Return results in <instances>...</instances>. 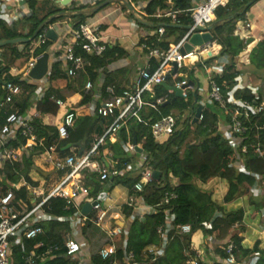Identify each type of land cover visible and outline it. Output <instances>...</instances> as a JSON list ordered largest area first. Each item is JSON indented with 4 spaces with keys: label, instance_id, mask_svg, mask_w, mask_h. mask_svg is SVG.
<instances>
[{
    "label": "trees",
    "instance_id": "16d2710c",
    "mask_svg": "<svg viewBox=\"0 0 264 264\" xmlns=\"http://www.w3.org/2000/svg\"><path fill=\"white\" fill-rule=\"evenodd\" d=\"M103 1L98 0L97 4ZM141 1L146 3L141 15L147 21L153 22L151 27L156 28V30L164 23L171 24L172 19L167 17V14L173 11L176 12L180 24L190 25L193 22L190 16L193 0ZM250 1H253V5L259 0H230L228 4L221 5L215 10L216 19L214 21L216 25L212 30L214 39L222 46L220 55L229 54L232 58L222 73H214L213 75V79L222 89L225 104L212 102V105L203 109V119L194 123V107L196 106L194 100L195 97L200 98L197 92L189 90L187 97L175 98V93L170 92L167 85H155V94L152 97H147L149 103L153 104L161 96H168L167 101L158 105L157 109L150 107V112L147 115L142 111L140 119L137 117L130 118L127 124L122 127L118 141L110 143V150L117 162L115 168L118 172L124 171L123 174L111 175L108 178V180L112 179L111 187L123 185L130 190L132 196L136 194V196L142 197L147 205L157 207L155 213L145 211L140 215L136 214L134 207L129 204L122 206V210L128 219L126 223L127 236L122 235V241L127 250L134 252L137 260L142 264H187L196 256V252L191 249V244L194 235L197 233H201L207 239L203 243L207 252L212 251L216 254L213 264H226L229 240L236 245L234 253L238 262L258 254L260 259L257 264H264V249L259 247V243L255 244L252 249L242 246L243 237L239 235L238 231L245 228L244 209L225 211L222 205L212 199L210 191L197 184L198 180L202 183H209L215 178L226 179L229 182V190L224 197L226 204L249 195L251 203L255 206L254 214H257L264 206V193L260 196L254 191L255 186L264 187V129L262 128L264 126V112L251 114L248 119L242 118L243 124L248 129L245 133L237 135V138L240 139L238 147H233L229 139L223 138L219 131L221 122L225 125H233V115L239 106L233 104L232 100L251 102L256 99L258 103L264 101L263 74H261L262 81L257 93L248 86L232 92L238 77L242 73L236 64L237 57L248 46L244 40L234 35V30L237 21L244 19L247 11L251 8L252 5L247 6ZM27 2L33 12L30 17L12 25L0 19V39L31 38L29 42L23 45L22 49L15 44L1 48L12 52V57L9 56L12 62L15 59H25V57L29 59L32 56V50H34L35 56L46 52L51 47L53 40L47 38L44 43L36 46L39 35L44 31V28L65 16L54 18L45 27L40 28V26L49 17L68 10L66 7L61 8L59 5H55L56 3L52 0L42 2L27 0ZM122 7L127 10L125 6L122 5ZM72 17L79 18L75 20V26L93 18L85 15ZM20 29L27 30V32L25 33ZM183 30L165 26V33L162 38H158V34H155L150 38L148 37L147 42L151 46L167 50L171 45L167 38L175 36V42L179 43L186 33ZM145 41L144 38L141 40L142 43ZM123 52L120 47H112L111 45L100 57L91 56L80 49L77 50L78 54H81L85 60L91 63L88 70L93 79L98 75L97 69L104 68L107 70L109 64L117 60ZM249 59L253 74L258 75L259 72H264V38L253 48ZM63 61V59H59L53 62L45 77L48 86L42 99L37 102L36 108L39 117L33 120L38 140L36 145L26 146L27 139L19 132L7 146L0 145V154L3 153L5 147L14 149L17 154L16 159H7L4 164L0 162V175L3 176L2 185L12 186V184H17L22 180L25 181V185L19 189H14L12 204L14 210L19 214L26 208H33L62 181V177L56 173L55 169L47 168V162L43 157L48 148L57 142L59 138L58 127L44 124L42 116L59 112L60 107L53 99L59 96V88L56 87L58 81L65 82L67 87L74 86L75 82H81L80 74L73 77L69 75L68 70L64 71ZM157 65L158 63L151 70L154 71ZM12 66V63L7 62L6 57L0 60V105L8 94L3 85L7 81H13L24 89V99L19 107V112L24 114L35 102L39 85L36 80L25 81L22 75H11ZM177 79L180 81L182 77H177ZM110 85H113L117 95L124 94L125 91L118 85L106 80L103 90L108 96L107 100L113 98V95L107 91ZM94 93V89L87 93L84 92L81 105L86 107L91 102ZM190 106H193L190 110L192 116H187L182 123L177 118L178 129L173 135L162 139H156L153 136L151 131L153 121L172 114L171 111L176 108L188 111ZM70 110L76 113L74 108L67 111ZM4 121L5 115L0 117V124H3ZM113 121L114 117H102L98 113H87L76 118L74 127L69 129V137L58 142V151L64 156L69 150L65 149L68 144L84 141L85 151L83 155L87 154ZM192 134L194 138L189 140ZM134 136L137 137L138 143L142 146L143 151L141 153H128L123 148V145L130 140L132 141ZM244 146H246V151L243 150ZM141 156H145V160L140 168L127 170L128 166L134 165ZM147 169L152 171V180L146 184L142 192L136 193L135 184ZM96 177L95 173L86 176L88 181L96 185L91 193L92 196H96L106 184ZM36 188L43 189L45 192L44 196L39 197L40 200L35 203L33 198L36 196L32 194V190ZM172 194H176V197L172 198L169 203H164L165 198ZM43 210L60 219L42 223L43 232L41 234L34 239L24 238L16 245L13 248V264H24V256L29 254L38 242L59 246V250L41 264H79L78 258L72 259L66 256L65 248V239L71 231V222L68 218L76 213V208L72 205L69 206L67 201L61 197H51L43 204ZM169 215L173 216V228L168 234L169 242L165 253L155 261L147 258L148 263H145L144 252L150 246L161 244L162 236L158 232V228L165 226ZM89 216H93V212ZM181 224H191L192 232L179 234L178 226ZM93 225V222L88 220L83 226V232L87 234L91 243L90 264H101L100 250L104 244L111 243V239L103 236L94 239L92 237ZM210 237H215L218 242L210 245ZM43 251L44 249L38 250L39 253ZM122 254L121 244H119V257ZM200 264L206 263L200 261Z\"/></svg>",
    "mask_w": 264,
    "mask_h": 264
},
{
    "label": "built area",
    "instance_id": "2783aa9c",
    "mask_svg": "<svg viewBox=\"0 0 264 264\" xmlns=\"http://www.w3.org/2000/svg\"><path fill=\"white\" fill-rule=\"evenodd\" d=\"M24 0H13V7H10L6 14V20L9 25L14 24L17 21L24 20L32 15V9L25 10L21 6ZM65 0H55L61 8L68 7V9L75 10L74 4L77 6L81 3L87 4L90 2L91 6L97 4L98 0H70L66 5ZM171 1V0H170ZM230 0H204L195 8L190 10V16L193 20L191 23L192 28L188 31L186 36L176 45L171 46L167 50L161 49L159 47L151 46L147 42L141 44V47L148 52L150 58H158L160 63L158 67L152 71L150 67H146L140 70L137 78L135 79V86L131 90H127L122 95H117L114 87L110 86L107 91L110 95H113L112 99L106 100L104 103H100L96 106V112L102 117H114L113 123L109 126L107 131L99 138V140L94 144L93 148L85 154L81 161L73 167V170L39 203H36L33 208H26L20 214L14 210L13 199H14V189H19L25 183L12 184V186L2 185L0 183V264H13V248L18 245L24 238L34 239L39 234L43 232L42 223L50 220L58 219L57 217L47 214L43 210V204L51 197H61L67 201L69 206H74L76 208V213L69 217L71 222V231L68 233L65 239L66 256L72 259H79V264L83 252V247L79 241V236L83 228V224L88 220L92 221L95 225L99 227H104V223L107 218V211L103 208L102 204L98 201L96 205L93 206L91 212L93 216L84 215L80 209L75 205L76 200L83 194L87 193L86 188L79 185V183L72 184L71 180L75 172L78 170H83L90 168L100 174L102 180L108 179L111 175L122 174L124 171L118 172L115 167L109 165H93L91 158L94 155H98V148L105 141L107 137L112 134L118 133L123 126L126 125L127 121L132 117H137L138 110L144 104L145 93L155 85H160L165 82V76L171 73L174 69L173 62L178 63L179 69L184 66L186 59H192L195 57H204L208 53L214 52L216 45L206 44L199 48V51L189 52L183 55L180 50L184 43L188 40V37L195 31L198 27H206L211 24L216 16L215 10L221 5H226ZM133 5L139 6V8H144V2L141 0H129ZM5 8V1L0 0V10ZM174 23H180L176 12L169 14ZM39 35L38 42L36 46L41 45L47 39L46 32L47 29ZM55 28V27H54ZM56 29V28H55ZM57 30V29H56ZM60 30V29H59ZM100 25L94 21L87 20L81 23L79 26H72L64 37L66 43L62 45L61 49H57L52 54L55 55L59 51H63L64 58L67 63H69L68 73L70 76L75 77L78 72L85 67V59L81 54L77 53L80 49L86 54L91 56L100 57L102 56L109 46L108 42L104 39L101 34ZM165 26L161 25L155 34H164ZM34 50H32V54ZM38 56L34 54L28 59L24 69L18 74L22 75L23 79H30L29 73L32 68L37 63ZM207 60V59H206ZM207 69L208 67L203 64ZM186 79H182L177 82L176 89L182 88L183 85L187 84ZM210 99L212 102H218L222 105L225 104L222 89L219 84L210 77ZM264 90V81L262 83ZM94 84L92 81H88L85 85V90L87 92L93 89ZM3 88L7 91L6 99L1 103V108L5 110V121L0 124V145L7 146L10 141H12L17 133H21L26 139V146L32 147L37 143L36 130L33 125V120L39 117V112L37 110L28 111L25 114H21L18 109H6L8 105L14 103V96L20 95L22 93V87L13 81H7ZM187 88L183 89V97H187ZM42 96L39 99H42ZM59 107L65 106V102L60 98H53ZM168 96L160 97L152 105L157 107L158 105L166 102ZM233 104L239 107L235 110L233 115V125L230 126L231 135L238 137L237 135L243 134L247 131V127L243 124L242 118L248 119L251 114H259L264 112V101L258 103L257 100L253 101H234ZM187 116H192V112H188ZM195 117V113H194ZM77 114L70 110L64 115V119L60 125H58V135L59 138L57 142L51 145L47 152V160L54 164L55 169L65 170L66 167L72 166L71 159L59 160L54 159L53 154L56 153L58 142L67 139L69 137V129L74 126ZM203 119V114L201 113L199 120ZM264 129V126L262 127ZM178 129V119L173 114L166 115L160 119H157L151 124V131L156 139H162L173 135ZM238 147V146H237ZM126 152L132 153L136 152L135 146L132 142H128L123 145ZM246 151V146L243 148ZM16 151L10 147H5L3 153L0 154V159H16ZM130 168V165L128 166ZM152 180V171L147 169L143 172L141 179L135 184L136 193H140L144 190L146 184ZM257 187L256 191L258 194L264 193V188L262 186ZM32 194H35L36 198L44 196V191L38 193L37 189L32 190ZM176 194L167 196L164 203H169L172 198H175ZM143 203L142 210L149 213H155L157 211L156 206L147 205L142 197L133 195L130 198L129 205L138 209L141 208L139 201ZM35 202V200H33ZM172 220L173 216L169 215L166 220L165 226L158 228V232L162 236V242L159 246L153 245L148 247L145 252V258H150L152 261L157 260L164 255L167 244L169 242L168 234L172 230ZM179 234H190L192 232L191 224H181L178 226ZM107 233L110 237H116L119 235L126 234L127 229L125 226L119 224L115 225L111 229H107ZM192 248V244H191ZM39 249H44L43 252L39 253ZM236 245L233 241L228 243L227 253L228 257L225 261L226 264H238L235 251ZM59 250L58 245H46L43 242H38L34 249L24 256V264H41L54 252ZM195 250V249H192ZM123 254L121 257L118 255V250L114 245H106L100 250V257L102 260L101 264H140L137 260L136 255L132 251H128L126 245L122 248ZM196 256L189 260L187 264H200L201 256L203 254L200 250H195Z\"/></svg>",
    "mask_w": 264,
    "mask_h": 264
},
{
    "label": "crops",
    "instance_id": "0c3cea01",
    "mask_svg": "<svg viewBox=\"0 0 264 264\" xmlns=\"http://www.w3.org/2000/svg\"><path fill=\"white\" fill-rule=\"evenodd\" d=\"M4 1H5V8L0 10V19L7 21L6 14L10 9V7H13L14 3L13 0H4ZM39 1L42 2L45 0H39ZM53 1L55 3V0H52V2ZM203 1L204 0H193V8H195ZM144 5H146L145 2ZM21 6L24 7L25 10L31 9L27 0H25V3H21ZM133 6L135 7L137 14L131 13L129 9L127 10L124 9L122 5L119 3H113L108 5L103 10L99 11L93 18L88 19L100 25L101 34L104 36V39L108 42L109 45H111L112 47H120L124 52L119 58H117V60L109 64L107 70L106 69L104 70V68L97 69L98 75L95 79H93V77H90L89 74L90 72L88 70V67H90L91 63L85 60L86 61L85 67L81 69L80 72L78 73L80 74L81 82L79 81L75 82L74 86L67 87L65 82L58 81L56 83V87L59 88V93H58L59 96H57L56 98L62 99L65 102V106L60 107L59 112L57 114H46L42 116L44 124L58 127V125L62 123L66 111L71 108H74V110L76 111L77 118H80L87 113H91V114L97 113L95 110L96 106L99 105L100 103H104L108 99V96L105 95L104 93L105 91L103 90L104 84H106V80H109L115 85H118L124 91L131 90L135 86V79L137 78L141 69L146 67H150L152 69L154 66H156L157 63L159 65L160 63L159 59L156 57L150 58L148 52L141 47L142 44L141 40L143 38L144 39L148 37L150 38L151 36L155 35L157 30L156 28L151 27L153 25H145L139 22L137 16L145 19L141 15V11L143 8L141 9L137 5H133ZM170 13L167 14V17H170L169 15ZM75 23H76L75 21L73 22L65 21V20L57 21L54 24H50L49 27H55L57 29L58 39L56 41L61 39V42H63L62 44H65L66 39L64 35L65 33H67V31L70 30V28H72V26H75ZM173 23L174 22L171 21V24ZM180 29L186 30L185 31L186 32L185 36H186V34L188 33V29L186 28H180ZM20 30H22L25 33L27 32V30L25 31L23 29ZM163 35L164 34L162 35L158 34L157 36L158 38H162ZM234 35L244 40V43L247 44L248 46L246 50L243 51L237 57L236 64L238 69L241 70L242 73L238 77L237 84L232 92L234 93L236 90L243 89L245 86H248L253 90V92L257 93V91L260 88V83L262 81L261 74L264 75V72L261 71L259 72L258 75L253 74L250 65L249 56L253 48L256 45H258V43L264 38V0H259L255 4H253L251 8L247 11L245 18L237 21L234 30ZM175 38H176L175 36H171L167 38L168 41L171 42L170 47L177 44L175 42ZM24 44H19L20 45L19 48L22 49L24 47L23 46ZM213 45H216V48L214 49V52L211 56L208 54L206 57H202V58L196 57L194 59L193 58L186 59L184 62V66L179 69L178 74L176 76L170 77L166 82L167 86H175L176 83L179 82V79H177V77H182V79H186L187 81L191 80L194 82L195 86L193 88H187L186 91L188 92L190 90L191 92H197L199 94L200 98L195 97L194 100V103L196 105L194 107L195 112L199 105H203V109L207 106L212 105V101L209 97L211 90L210 77L213 76L214 73L215 74L222 73L223 70L226 68V66L229 65L232 60L229 54L220 55L222 46L216 40L213 43ZM61 47L62 45H60L58 48L61 49ZM57 49L54 50L56 51ZM5 53H7L8 56L12 57L11 51L8 50ZM49 53H50V60H49L50 68L53 62H56L59 59L60 60L63 59L64 60L63 69L64 71L68 69L69 64L65 61L62 50L57 52L55 55H53L52 54L53 52L51 51H49ZM1 59H3L2 52H0V60ZM27 62L28 60L26 61V63ZM26 63L19 67L12 66L10 74L13 76L18 75L24 69ZM203 64H205L209 70H207L203 66ZM183 68H185V71L182 73L181 69ZM171 79L174 80L173 83L170 82ZM28 80L31 81L30 79ZM36 81H38L37 83L39 85V91L35 95L36 97L35 102L31 105L30 109L27 110V112L32 110H37L36 108L37 102L39 98L42 96V94L43 95L45 94L46 87L48 86L47 79L45 77L42 80H36ZM88 81H92V83L94 84L93 89L95 93L91 102L86 107H84L83 105H81V102L84 96L83 93L84 92L87 93V91L85 90V85ZM110 86L113 87V85ZM168 90L170 92L175 93V91H172L170 89ZM23 91L24 89L22 87V93L20 95L14 96V103L8 105L6 109L10 110V108H12L19 110L20 103L24 99ZM145 94L146 95L144 99L145 100L144 104L137 112L138 119H140L142 111H144V113L147 115L150 112V107H154L151 106L152 104L149 103L147 97H152L155 94V86L151 87ZM234 101H238V100L235 99L232 100V102ZM192 108L193 106H190L188 111L190 112ZM155 109H157V107ZM4 111L5 110H3L0 105V117L5 115ZM219 131L222 133L223 138L229 139L233 147H237L240 144V139L237 138L236 136L231 135V130L229 125H225L223 122H221L219 124ZM120 132L121 130L116 134L110 135L105 139L103 143H101V145L98 148L99 154L94 155L91 158V162L93 163V165H99V166L109 165L111 167L116 166L117 162L114 160L112 151L110 150V143H115L116 141H118ZM79 142H82L85 151L84 141H79ZM129 142L132 141L130 140ZM77 143L75 144L70 143L72 145L71 147H68V145H70L68 144L65 147V149H69V150L64 156L58 151V149L56 153L53 154L54 159H59V160L71 159L73 165L66 167L65 170L55 169L54 164L47 160V155L43 156L47 164L49 165L51 164L50 165L52 167L51 169H55L56 173H59V175L62 177L61 178L62 180L73 170V167L76 166L84 156V155L82 156L79 155L80 147L77 145ZM139 145L140 147H142L141 144ZM144 160H145V156H141L134 163V165L131 164L130 168H127V170L139 169L142 163L144 162ZM5 161H6L5 159L2 158L0 159L1 164H4ZM91 173H95L97 176L96 178L100 179L101 182L102 181L106 182L108 180V179L102 180L100 178V174L96 171L91 170L90 168L78 170L77 172H75V174L72 177L71 183L72 184L79 183V185L83 186L87 190V193H83L76 200L75 205L78 209L82 211V208L86 203H90L92 201L97 200L102 204L104 209L107 211V218L103 225L104 227H99L93 223L94 225L92 227V234H93L92 237L94 239H98L99 236L110 238L111 243L104 244L103 247L106 245H114L119 252V244H121V249L125 246V244L122 241V236L110 237L107 233V229H111L117 224L120 225V222H123L124 226L126 227V223L128 219L126 214H124L122 210V206L124 204H129L132 195L130 194V190L123 185H117L112 188L111 187L112 179H110L105 184V186L102 189H100V191L97 193L96 196H92L91 193L96 188V185L93 182H90L86 179V176ZM123 173L124 172H122V174ZM2 181H3V176L0 175V183H2ZM20 183L23 184L25 183V181L22 180ZM197 184L201 188L210 191L212 193V199L217 203H219L220 205H222L225 211H235L239 209H244L245 228L242 231L241 230L238 231L239 235L243 237L242 246L244 248L252 249L255 246V244L259 243V247L261 249H264V206L257 214H254L255 206L251 203V198L249 195L238 198L234 202L226 204L224 202V197L229 190V182L226 179L215 178L211 180L209 183H202L200 180H198ZM36 189L39 193L42 192V189H38V188ZM256 189L257 187H254L255 193L257 192ZM258 195L262 196V194H258ZM139 204L141 208L138 209L134 208V211L136 214L142 215L143 212H145V210H142L143 203L141 200L139 201ZM84 225L85 223L83 224V226ZM123 235L127 236L126 234ZM206 240L207 239L201 233L195 234L194 239L192 241L191 249L202 251L203 254L201 256V261L205 262L206 264H213L214 259H216V254L212 251L209 253L207 252L206 248H204L203 243H205ZM79 241L81 242L83 247V252L81 253L82 259L80 263L90 264L92 257V248H91V243L88 240L87 234L83 232V228L79 236ZM209 242L210 245H214V243H217L218 241L215 240V237H210ZM229 242H231V240H229ZM259 259H260L259 255L254 254L249 258L244 259L242 262H238V261L237 262L238 264H257Z\"/></svg>",
    "mask_w": 264,
    "mask_h": 264
},
{
    "label": "water",
    "instance_id": "95a60500",
    "mask_svg": "<svg viewBox=\"0 0 264 264\" xmlns=\"http://www.w3.org/2000/svg\"><path fill=\"white\" fill-rule=\"evenodd\" d=\"M256 1V0H255ZM70 0H65L63 3L68 4ZM22 3H25V0L22 1ZM113 3H119L123 6H125L131 13L137 14L135 7L129 2V0H104L101 3H98L94 6L86 7L83 9H78V10H64L57 15H53L49 17L46 21L42 23L41 27H45L49 22H51L54 18L58 16H80V15H85L88 17H93L96 15L99 11H101L104 7L113 4ZM253 1H250L247 6L252 5ZM137 16V15H136ZM137 19L139 22L145 24V25H153V22L147 21L143 19L142 17L137 16ZM216 25V22L213 21L211 24H209L206 27H198L197 31L193 32L189 37L188 40L184 43L183 47L181 48L180 52L185 55L189 52L193 51H199V48L203 45L206 44H211L215 42L214 35L212 33V30L214 29ZM164 26L167 27H177V28H186L188 31L192 28V25H182L179 23H173V24H168L164 23ZM46 37L56 41L58 39V32L54 27H49L46 32ZM31 40V38L27 37H16V38H11V39H1L0 40V49L6 45L9 44H24L27 43ZM210 56L212 53H208ZM207 55H204L206 57ZM50 53L49 51L44 52L43 54L39 55L37 58V63L36 65L32 68V70L29 73V77L33 80H42L46 75L49 73V68H50ZM173 71L171 73H168L165 76V83L166 85L167 80L172 77L176 76L179 72V67L178 63L176 61L173 62ZM195 86L193 81H188L187 84L183 85L182 88L176 89L175 86H168V89L175 91V98L177 97H183V89L185 88H193ZM203 111V105H199L198 108L196 109L195 112V117L193 119V122L196 123L199 120V117ZM133 145L135 146L136 152L141 153L143 151L142 147L138 144L137 137L134 136L132 140ZM77 145L80 147V152L79 155H83L84 153V146L82 145V142H78ZM72 145H68V147H71ZM97 200L92 201L90 203H86L84 207L82 208V213L84 215H88L92 209L93 206L97 204ZM121 226H124L123 222H120Z\"/></svg>",
    "mask_w": 264,
    "mask_h": 264
},
{
    "label": "rangeland",
    "instance_id": "374dc122",
    "mask_svg": "<svg viewBox=\"0 0 264 264\" xmlns=\"http://www.w3.org/2000/svg\"><path fill=\"white\" fill-rule=\"evenodd\" d=\"M55 5H57L58 6V4H55ZM75 8H77V9H79V8H86V7H89V6H91V4H90V2H88L87 4H84V3H81V4H79V5H73ZM107 7V6H106ZM106 7H104V8H106ZM66 8H68V7H66ZM103 8V9H104ZM102 9V10H103ZM76 19H79L78 17H72V16H65L64 18H62L61 20H59V21H75ZM185 31L186 30H183V32L185 33ZM63 42H61V39L60 40H58V41H53V43L51 44V47H49L48 48V50L47 51H51V52H54L55 50L54 49H57L60 45H64V44H62ZM15 45H19V44H15ZM20 46V45H19ZM59 49V48H58ZM7 50H3V49H0V52H2L3 53V57H6V60H7V62L8 63H12V65L13 66H17V67H19V66H22L23 64H25L26 63V61L28 60V57H25V59H15L13 62H12V59L7 55V53H5ZM18 62H19V64H18ZM185 71V68H183V69H181V72L183 73ZM204 79H205V77H204ZM25 80V79H24ZM26 81H29L28 79H26ZM173 81L174 80H170V82L171 83H173ZM37 91H39V88H38V90ZM145 99V98H144ZM172 114L174 115V116H176L178 119H180V123H182V122H184V120H185V118H186V115L188 114V111L187 110H182V109H180V108H176V109H173L172 111ZM193 136L191 137V139H189V140H193ZM51 165V164H50ZM49 164H47V168H50L51 169V166H50ZM63 175H64V173H63ZM108 182V180L105 182V183H107ZM104 183V182H103ZM42 191H44L43 189H42ZM45 192V191H44ZM35 195V194H34ZM43 198H45V197H43ZM42 198V199H43ZM33 200H35V203L37 202V201H39L40 199H38V198H36V197H34L33 198ZM104 208V207H103ZM119 236H122V235H119ZM144 260H145V263H148V259L147 258H144ZM140 264H142V263H140Z\"/></svg>",
    "mask_w": 264,
    "mask_h": 264
},
{
    "label": "bare ground",
    "instance_id": "6f19581e",
    "mask_svg": "<svg viewBox=\"0 0 264 264\" xmlns=\"http://www.w3.org/2000/svg\"><path fill=\"white\" fill-rule=\"evenodd\" d=\"M196 58L195 56H193V59Z\"/></svg>",
    "mask_w": 264,
    "mask_h": 264
},
{
    "label": "clouds",
    "instance_id": "9594fccd",
    "mask_svg": "<svg viewBox=\"0 0 264 264\" xmlns=\"http://www.w3.org/2000/svg\"><path fill=\"white\" fill-rule=\"evenodd\" d=\"M76 10H78V9H76Z\"/></svg>",
    "mask_w": 264,
    "mask_h": 264
}]
</instances>
